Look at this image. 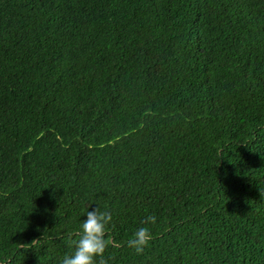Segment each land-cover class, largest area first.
I'll return each mask as SVG.
<instances>
[{
  "label": "trees",
  "instance_id": "1",
  "mask_svg": "<svg viewBox=\"0 0 264 264\" xmlns=\"http://www.w3.org/2000/svg\"><path fill=\"white\" fill-rule=\"evenodd\" d=\"M97 206L105 264H264V0H0V264Z\"/></svg>",
  "mask_w": 264,
  "mask_h": 264
},
{
  "label": "clouds",
  "instance_id": "2",
  "mask_svg": "<svg viewBox=\"0 0 264 264\" xmlns=\"http://www.w3.org/2000/svg\"><path fill=\"white\" fill-rule=\"evenodd\" d=\"M112 214L101 206L88 210L79 225L78 239L73 242L72 250L59 261V264H94L97 257L100 264H105L104 251L107 246L105 239L108 226L112 222ZM152 216L145 217L144 224H151ZM151 231L147 226L136 228L127 239L126 245L137 255H143L151 240ZM38 240V239H37ZM32 240L30 243H34Z\"/></svg>",
  "mask_w": 264,
  "mask_h": 264
}]
</instances>
